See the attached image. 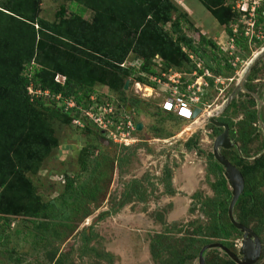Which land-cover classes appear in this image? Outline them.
<instances>
[{
  "label": "rangeland",
  "instance_id": "374dc122",
  "mask_svg": "<svg viewBox=\"0 0 264 264\" xmlns=\"http://www.w3.org/2000/svg\"><path fill=\"white\" fill-rule=\"evenodd\" d=\"M174 1L183 9L191 6L188 19L192 26L184 25V32L195 41L199 34L212 39L229 57L231 68H225L221 53L217 55L219 59L211 61L214 66L219 61L221 72L217 74L208 70L207 77L212 78L213 83L211 85L207 81L203 86V94L195 105L199 110L190 120L161 110L160 98L156 97L155 91L162 88H155L150 96L142 95L145 90L135 91V74L129 77L126 96L139 102L137 108H132L127 102L122 103L133 114L134 121L141 122L142 126L136 133V140L127 146L113 141L112 144L107 143L92 126L91 131H87L51 119L58 145L43 160L38 172L30 175L37 191L45 200L55 197L60 204L57 195L63 189V176L67 174L77 177L76 185L87 183L92 188L96 183L95 199L76 196L72 200L65 196L66 202L61 204L64 217L61 215L56 219L43 234L33 227L31 220L22 216H10L8 220L1 218L0 264H160L159 256L152 255L151 243L161 235L168 247L167 254H161L168 257L167 264H178L177 254H174L178 250L186 257L182 264L198 263L200 249L194 257L186 256V251L182 252V247L187 245L185 241L175 244L168 230L177 223L190 221L196 225L206 222L204 210L214 194L211 184L217 175L224 172L222 166L221 169L216 167L218 162L212 154L214 138L222 128L211 124L209 116L213 115L216 120H224L228 124L229 137L234 145L221 148L220 152L231 163H238L234 165L239 170L264 152V57L252 67L243 90L220 110L246 63L264 46V35L261 39L246 38L245 47H237L231 56L224 50L228 39L224 26L218 24L198 0H192V5L182 0ZM253 1L256 2L253 15L256 20L258 9L264 16V0H231V3L235 5L237 2L244 7ZM69 4L67 0H40L39 15L49 21L56 20L55 12L59 6L68 7ZM91 14L87 10L84 17L89 18ZM248 17H237L235 21L242 27ZM263 24L264 21L255 25L263 31ZM165 27L168 28L169 24ZM205 52L212 55L208 48ZM189 68L184 66L180 71L185 78L194 79L191 73L195 68L191 71ZM197 69L205 71L207 68L202 61L201 68H196V72ZM97 91L111 92L103 86ZM111 93L118 99V94ZM248 95L254 99L253 108L256 109V118L250 124L245 123L242 109L234 106L248 100ZM43 98L48 101L55 99L53 96ZM187 143H190V148H187ZM83 147L90 151L83 157L86 169H83L80 160ZM239 159L243 161L241 164ZM249 167L252 169V165ZM251 173L264 194V173L257 168H253ZM167 175L169 178H166ZM222 218L228 220L226 215ZM252 225L253 222L246 226L257 234L261 243L260 255L253 264H264V227L257 233ZM242 239V232L238 229L225 239L230 250L240 257ZM222 252L214 247L206 249L203 252L204 263L227 264L225 260L228 256Z\"/></svg>",
  "mask_w": 264,
  "mask_h": 264
},
{
  "label": "trees",
  "instance_id": "16d2710c",
  "mask_svg": "<svg viewBox=\"0 0 264 264\" xmlns=\"http://www.w3.org/2000/svg\"><path fill=\"white\" fill-rule=\"evenodd\" d=\"M67 1L70 2L69 9L60 5L55 12L56 20L49 21L39 15L40 0H0V219L22 216L31 220L41 234L63 216L61 204L66 202L65 196L72 200L76 196L94 200L97 191L96 183L92 188L87 183L76 185L77 177L67 174L63 176V189L57 195L60 204L55 197L45 200L37 191L30 175L38 172L43 160L58 145L51 119L72 124V119L80 114L78 107H87L90 96L100 86L118 94L119 100L115 98L119 106L126 107L122 102H127L132 108H137L139 100L126 96L124 83L135 74L134 80L156 86L139 74L156 73L152 60L155 56L161 60L162 70L169 67L180 70L188 66L191 71L196 68L190 57L192 54L201 59L209 71L220 74L222 67L219 61L216 66L211 61L219 59L217 55L221 53L225 68H231L229 57L212 39L199 34L195 41L184 32V25L192 26L189 14L174 0ZM198 1L218 24L224 26L228 35L233 34L232 24L238 14L231 0ZM87 10L92 12L89 18L84 17ZM257 12L256 25L264 21L261 9ZM166 24H169L168 28ZM262 28L264 31V24ZM244 40L242 33L236 34V47L244 48ZM206 48L211 51V56L205 52ZM132 58L141 60L138 68L119 65ZM202 72V69H197V74ZM56 75L64 76L63 82L55 80ZM206 79L212 85L213 79ZM28 86L33 90H47L53 97L59 95L61 101L73 99L75 106L64 109V106L57 105L58 99L48 101L42 94L31 95ZM254 104V99L249 96L240 105H234L242 109L246 124L256 118ZM90 126L112 144V140L88 121L79 128L91 131ZM187 148H190V143H187ZM81 150L80 160L86 169L83 157L90 151L87 147ZM238 162L241 164L243 161L239 159ZM251 165L252 169L257 168L264 173V152L240 168L244 189L234 204V213L244 225L253 222L252 228L258 233L264 227V194L256 185ZM216 167L221 169L219 163ZM211 188L214 194L204 210L207 216L205 223H177L168 230L175 244L185 241L187 245L182 247V252L186 251L190 258L197 255L202 245L216 240L230 249L225 239L237 230L229 219L225 221L222 218L223 215L228 218L227 207L231 197L223 174L216 176ZM181 232L185 235H177ZM163 240L162 235L154 239L151 252L153 256H159L160 264H167L168 257L161 255L167 254L165 251L168 249ZM174 254H177L178 264L184 263L186 257L183 253L178 250ZM225 261L236 264L229 257Z\"/></svg>",
  "mask_w": 264,
  "mask_h": 264
},
{
  "label": "built area",
  "instance_id": "2783aa9c",
  "mask_svg": "<svg viewBox=\"0 0 264 264\" xmlns=\"http://www.w3.org/2000/svg\"><path fill=\"white\" fill-rule=\"evenodd\" d=\"M255 3L256 2L253 1L251 4H245L244 7L240 6L237 2L233 5L234 10L238 14L237 17H249L246 25H243L242 27H239L237 21H234L232 24L233 34L228 35L227 48L224 49L231 56H233L237 49L234 43L236 34L242 33V35L248 40L252 38H263V31L259 28L257 29L255 26V19L253 17ZM190 57L195 63L196 68H201L202 60L192 54H190ZM235 59H237V57ZM152 60L155 63L154 68L156 73L145 74L139 72V74L146 76L148 81L155 83L156 86L146 85L139 80H134L133 85L135 91L139 93V91L142 89L145 90L146 87H148L149 90L143 91L141 94L150 96L151 92L153 90L155 91V88H162L161 91H155L156 94L158 93L156 96L160 98L159 106L161 110L167 111L178 118L187 120L192 119L195 105L203 94V86L207 84L206 77L209 74L208 69H205L201 74H197L195 68L191 73V75L194 76V79H187L178 69L169 67L162 70L161 60L157 56ZM140 64V59L132 58L125 59L119 65L121 67L134 66L138 68ZM58 77H60V79ZM55 80L63 82L64 76L56 75ZM27 88L31 95L42 94L43 96H50L47 90H33L31 86H28ZM59 97V95L54 96L55 100L58 99V106H64V109L75 106L73 99L61 101ZM114 97L115 96L111 92L104 93L102 91H95V93L90 96V103L87 107H78L80 114L72 119V124L82 127L84 126L85 121H88L101 130L102 133L113 142L127 146L136 140V132L138 131L136 129V122L134 121V116L130 110H126L124 107L119 106L117 99Z\"/></svg>",
  "mask_w": 264,
  "mask_h": 264
},
{
  "label": "water",
  "instance_id": "95a60500",
  "mask_svg": "<svg viewBox=\"0 0 264 264\" xmlns=\"http://www.w3.org/2000/svg\"><path fill=\"white\" fill-rule=\"evenodd\" d=\"M262 57H264V46L258 52H256L246 63L241 77L237 81L235 87L233 88L228 98L225 100L223 105H221L220 110H223L230 103L232 98H234L240 90H243L244 82L247 80V77L249 76L252 67ZM128 82V80L125 81L123 86L124 89L127 88ZM198 110V108H194L193 115H195ZM209 122L215 126L222 128V131L214 138L212 145V154L214 159L224 168L223 175L230 187L231 197L227 207L228 219L235 228L242 232L243 239L241 241V247L239 249V254H241V257L238 256V254H236L235 252L231 251L221 242L214 241L206 243L200 248L198 252L197 264H205L203 252L206 249L213 247L221 249L236 264H253L258 259L261 252L260 240L257 234L251 228L237 221L233 214L234 204L236 203L240 194L243 192L244 178L240 170L220 152L221 148L227 149L233 147L234 143L230 140L229 127L226 122L216 120L213 115L209 116ZM141 126V122L136 123V129L138 131L141 129Z\"/></svg>",
  "mask_w": 264,
  "mask_h": 264
},
{
  "label": "crops",
  "instance_id": "0c3cea01",
  "mask_svg": "<svg viewBox=\"0 0 264 264\" xmlns=\"http://www.w3.org/2000/svg\"><path fill=\"white\" fill-rule=\"evenodd\" d=\"M182 2H184L185 4L187 3L188 5H192V3H193V1L192 0H182ZM186 8L185 9H188L189 11H188V14H190L189 12L190 11H192L191 10V6L188 8L187 6H185ZM157 95H158V93H157ZM157 97V96H156ZM157 98H159V97H157ZM158 103L160 104V99L158 100Z\"/></svg>",
  "mask_w": 264,
  "mask_h": 264
},
{
  "label": "bare ground",
  "instance_id": "6f19581e",
  "mask_svg": "<svg viewBox=\"0 0 264 264\" xmlns=\"http://www.w3.org/2000/svg\"><path fill=\"white\" fill-rule=\"evenodd\" d=\"M148 90H149V88H148V87H146L145 91H148Z\"/></svg>",
  "mask_w": 264,
  "mask_h": 264
},
{
  "label": "flooded vegetation",
  "instance_id": "af4514ba",
  "mask_svg": "<svg viewBox=\"0 0 264 264\" xmlns=\"http://www.w3.org/2000/svg\"><path fill=\"white\" fill-rule=\"evenodd\" d=\"M224 122V121H223Z\"/></svg>",
  "mask_w": 264,
  "mask_h": 264
}]
</instances>
